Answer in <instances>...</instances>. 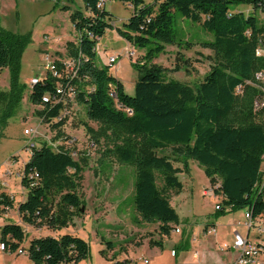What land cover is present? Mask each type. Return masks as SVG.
I'll return each mask as SVG.
<instances>
[{
  "label": "trees",
  "instance_id": "trees-1",
  "mask_svg": "<svg viewBox=\"0 0 264 264\" xmlns=\"http://www.w3.org/2000/svg\"><path fill=\"white\" fill-rule=\"evenodd\" d=\"M81 1L83 10L62 6L71 10L79 34L78 46H67L69 56L81 60L74 81L76 99L86 105L88 120L100 124L95 130L84 122L96 141L104 139L107 148L103 156L134 166V207L141 219L159 223L162 237L171 235L181 219L169 193L183 191L179 173H189V162L195 160L212 184L220 182L214 193L223 197L217 208L222 215L246 209L256 223L264 222V106L256 107L257 99L264 98L256 79L257 73H264V58L256 54L264 38V24L256 14L236 10L249 5L264 11V0H155L152 4L119 0L133 6L134 13L117 28L111 25L113 16L105 9L108 0ZM176 13L214 36L203 46L215 52L217 64L194 87L167 80L165 68L153 63L165 45L176 43ZM108 29H114L132 47L147 50L132 61L138 71L134 95L127 94L122 81L111 74L112 65L97 63L96 47ZM29 41V35L0 29V69L7 68L10 74V89L0 90L1 127L23 100L26 87L19 80V70ZM53 82L48 79L35 85L30 101L41 106L42 97L54 91ZM41 109L38 113L61 135L65 121L54 122L61 105L48 104ZM83 167L64 146L40 143L24 165L22 185L28 193L18 206L22 223L51 232L69 227L84 211L85 201L79 194ZM34 173L37 178L31 176ZM13 204L7 193L0 194L3 210ZM0 238L5 252L23 250L33 264H78L91 256L90 243L71 232L34 237L26 248L24 226L8 222L0 227ZM105 244L100 253L113 261L115 257L109 258L107 250L114 244ZM150 245L162 247L163 238L151 239Z\"/></svg>",
  "mask_w": 264,
  "mask_h": 264
},
{
  "label": "rangeland",
  "instance_id": "rangeland-1",
  "mask_svg": "<svg viewBox=\"0 0 264 264\" xmlns=\"http://www.w3.org/2000/svg\"><path fill=\"white\" fill-rule=\"evenodd\" d=\"M154 2L155 0H145V4ZM63 5H71L72 9H84L81 0H74L73 3L69 0H0V29L29 35L30 38L23 52L19 70V80L26 87L22 103L6 125L2 127L0 125V194L7 193L13 198L14 203L13 207L7 210L0 207V217L5 221H13V217L18 216L17 207L24 196L22 192L28 193L27 188L21 187V172L29 160V155L25 151V144L29 138L24 133L25 128H39V133L34 139L38 145L43 142L59 145L65 143L67 137H72L75 142L69 146L76 147L78 153L75 159L84 164L82 185L79 189V194L85 201L84 211L73 220L69 228L58 232H51L46 228L38 231L27 229V238L23 246L27 248L30 240L36 236L48 234L57 236L71 232L86 239L91 245V256L78 264H112L103 261L100 254V250L106 248V241H111L117 252L127 248L138 249L136 263L144 264L145 256L155 255V250L149 249L146 244L151 239H170L173 233L169 237H162L159 223L145 222L136 212L133 199L134 166L120 164L113 156H103L107 148L104 139L96 141L84 126V122H87L88 126L95 130L100 127L98 122L88 120L85 104L78 101L69 103V114L64 123V130L59 135L57 130H53L44 119L42 120L38 113L42 107L34 105L29 99L30 79L44 73V54L49 51L55 53L58 59H66L70 57L67 46L69 44L73 47L78 46L79 34L71 19V10H64ZM105 9L113 16L110 23L114 28L121 27L134 13L133 6L119 0L106 1ZM236 10L246 14L254 13L260 23L264 24V11L255 10L249 5H240ZM174 33L176 43L165 45V51L155 58L153 63L165 68L164 75L167 80H179L194 87L203 81L206 74L217 64L215 52L203 46L205 41L213 40L214 36L205 31L200 24L179 13L175 15ZM46 36H49V41L45 39ZM126 45L127 42L121 39L114 29H108L97 44L99 52L97 63L99 66L108 64L109 56L117 52L118 60L110 68V72L126 84L127 90L130 88L134 90L138 71L132 61L143 56L147 50L133 47L125 50ZM131 50L135 51L134 56L128 55ZM258 83L259 87L264 89V80H259ZM9 89V70L0 69V90ZM91 142H95L93 148L90 147ZM189 163L190 172L179 173L184 185L183 191L180 194L173 191L169 193L171 204L182 219L178 226L181 234H175L174 239L184 240L193 234L201 237L207 230L216 231L215 226L211 228L212 224L218 225V234H215L213 239H218L221 243L232 241L234 226L244 235L246 209H237L222 215L216 207L223 204V197L215 193L214 195L204 193L209 187L216 190L220 182L212 184L197 161L190 160ZM176 166L182 168L180 163H176ZM158 185L162 186L160 179ZM221 223H224V227L220 226ZM257 226L256 223L251 230L252 238L257 236ZM228 243H224L219 249L228 250L227 246H230ZM167 248L169 250L170 246L167 245ZM4 253L0 251V264L5 259ZM23 254L15 252L11 257L16 261L24 258ZM107 254L113 256L111 250H107ZM192 254L193 249L190 250V255ZM8 261L2 264H9ZM155 262L154 264H157ZM29 264L32 263L29 261Z\"/></svg>",
  "mask_w": 264,
  "mask_h": 264
},
{
  "label": "built area",
  "instance_id": "built-area-1",
  "mask_svg": "<svg viewBox=\"0 0 264 264\" xmlns=\"http://www.w3.org/2000/svg\"><path fill=\"white\" fill-rule=\"evenodd\" d=\"M45 39L49 41V36H46ZM98 52V48L96 47ZM99 53V52H98ZM135 51L131 50L128 53L129 56H134ZM256 54L259 57L264 58V38L260 40L259 45L256 49ZM55 53H51L47 51L44 54V65H43V75L34 76L30 79V91L33 87L44 80L54 79V91L48 94H45L42 97V105L41 107L50 104L52 107L55 105H61V112L59 116L54 119V122H63L67 119L69 114V103L77 101V88L74 84V81L78 79L79 72L81 69V60L80 58L68 57L66 59H58ZM119 55H111L107 59V63L109 65H114L118 60ZM257 80H264V73L259 72L256 75ZM238 91L241 92V88H238ZM264 91V89H263ZM112 96L115 94L112 92ZM264 106V98L256 101V107ZM45 120V117L42 116V120ZM50 126L49 123H47ZM24 133L29 137L25 144V151L29 155V159L32 157L34 149L38 148V143L35 142V137L39 133V128H25ZM63 144H55L56 147L64 146L65 149H69L71 151L72 156L75 158L77 155L76 147H70L69 145L75 142L74 138H68L64 140ZM95 146V142L90 143V147L93 148ZM29 161V160H28ZM22 176L24 175V168L21 172ZM31 176L37 178L38 174L34 173ZM205 194H214V189L209 188L205 190ZM216 208H219L217 205ZM257 235L258 239L253 241L249 239V237H245L240 232L235 231V238L233 243L230 246H227L229 249H234L239 252L238 264H253L259 263L264 264V222H257ZM244 225L250 231L253 227L256 226V221L253 219L252 213L247 210L245 213V223ZM176 232H180V228L177 227L175 229ZM215 231V229H212ZM263 235V237H260ZM6 250L5 243L0 240V251ZM20 253H25L23 250H18ZM175 252L173 251V254Z\"/></svg>",
  "mask_w": 264,
  "mask_h": 264
},
{
  "label": "crops",
  "instance_id": "crops-1",
  "mask_svg": "<svg viewBox=\"0 0 264 264\" xmlns=\"http://www.w3.org/2000/svg\"><path fill=\"white\" fill-rule=\"evenodd\" d=\"M127 44L128 45L125 46V50L128 47H132L128 42H127ZM98 55H99V53H98ZM111 55H117V52L112 53ZM136 80L134 81V90H132L131 88L127 90L126 84L124 82H122L124 84L125 91L127 94L134 95ZM21 187L23 189V185H21ZM209 188H211V187H209ZM22 193L24 194V196L22 197L20 202L25 200L27 197V193L25 191ZM207 195H214V194H207ZM17 212H18V207H17ZM180 219H181V217H180ZM8 222L20 223L24 226L25 230L30 229V228H32L36 231L39 230V229L33 228L30 225L23 224L21 217L19 215V212H18L17 217H15V216L13 217V221H5V219L0 217V223H1L0 227L3 226L4 224L8 223ZM181 223H182V219H181ZM213 226H215L216 231H212V229H210L209 232L207 230L206 233L205 232L202 233L201 237H198V234H193L191 237L185 238L184 240L180 239V238L174 239L175 234H178V235L181 234V229H180V232H176L175 230H173V232H172L173 234L171 235L170 239H168V238L163 239V246L162 247L152 246V245H150V241H149V243L146 244V247H148L149 249L155 250V255L154 256H150V255L145 256L144 257V264H154L155 261H156L155 263H157V264H166L167 262H168V264H238L239 252L237 250L233 251V249H230V250L228 249L226 251H221L219 249L221 245H224V243H228V242L223 241V243H221V241H219L218 239H213V236L215 234H218V225L212 224L211 228H213ZM220 226L224 227V223H221ZM69 227H67V228H69ZM67 228H65V229H67ZM41 229H43V228H41ZM245 229H246L245 234H244L245 237H249V239H251L253 241H256L258 239V235L256 236V238H252L251 237V230L249 231L246 228V226H245ZM236 230H237V228H236V226H234L232 228L233 239H232V241H230V243H228L230 245L234 241ZM36 237H39V236H36ZM167 245L170 246L169 250L167 248ZM103 249H101V250H103ZM191 249H193L192 256L190 255ZM101 250H100V252H101ZM111 251L113 253V256L108 255V254L107 255L109 258L115 257V259L113 261H111V260H108L101 255L103 261H107L108 263L116 264V262H118V261L123 262V261L127 260V261H129V264H137L135 259L137 258L138 249L133 250V249L127 248L126 250L124 249L122 251L117 252V250H115L113 248ZM173 251L175 252L174 254H173ZM12 254L13 253L5 252L3 254V255H5L4 261L9 260L8 261L9 264H29V261L32 263V261L28 257L27 252H25L23 254L24 258H21V259L16 260V261L12 259V257H11ZM164 259H166V260H164ZM4 261L2 263H4ZM253 264H259V263H253Z\"/></svg>",
  "mask_w": 264,
  "mask_h": 264
}]
</instances>
